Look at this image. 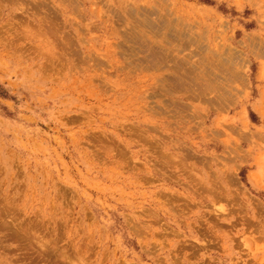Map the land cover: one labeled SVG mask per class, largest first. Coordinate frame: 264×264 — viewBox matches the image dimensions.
Here are the masks:
<instances>
[{"label": "rangeland", "instance_id": "rangeland-1", "mask_svg": "<svg viewBox=\"0 0 264 264\" xmlns=\"http://www.w3.org/2000/svg\"><path fill=\"white\" fill-rule=\"evenodd\" d=\"M0 264H264V0H0Z\"/></svg>", "mask_w": 264, "mask_h": 264}]
</instances>
